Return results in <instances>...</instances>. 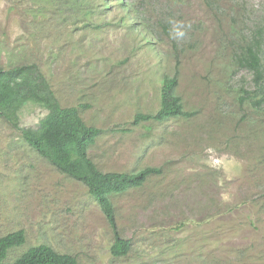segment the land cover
Here are the masks:
<instances>
[{"label": "rangeland", "instance_id": "1", "mask_svg": "<svg viewBox=\"0 0 264 264\" xmlns=\"http://www.w3.org/2000/svg\"><path fill=\"white\" fill-rule=\"evenodd\" d=\"M208 2L0 0V67L38 65L60 104L100 130L88 154L101 171L162 169L112 197L118 232L131 241L115 258L113 231L86 187L0 119V236L25 235L6 261L46 244L80 264H264V102L253 105V73L234 61L264 26V0H214L217 12ZM162 18L171 29L190 24L187 36L165 35ZM175 73L195 115L134 125L135 114L159 109L162 80ZM46 114L25 102L18 126L36 129Z\"/></svg>", "mask_w": 264, "mask_h": 264}, {"label": "trees", "instance_id": "2", "mask_svg": "<svg viewBox=\"0 0 264 264\" xmlns=\"http://www.w3.org/2000/svg\"><path fill=\"white\" fill-rule=\"evenodd\" d=\"M216 3L214 0L208 2L214 12H217ZM159 21L162 31L169 36L171 21L165 18ZM229 28L230 34L235 36L242 30L237 22L230 24ZM240 44L239 54H234V61L239 67L252 71L257 95H252L249 99L254 106L260 107L264 102V26H257ZM161 84L159 109L155 113L135 114L132 121L134 125L195 115L194 110L184 109L180 96L175 92L178 86L176 73L171 77L165 76ZM28 101L42 105L47 111L36 129L18 126V111ZM0 119L14 125L21 132L26 144L48 160L57 171L80 181L86 187L87 193L99 206L113 231L110 253L115 258L127 256L131 250V241L118 232L112 197L141 188L150 177L161 174L162 169L145 167L137 172L101 171L88 154L100 130L87 125L77 107L60 104L52 86L36 63L0 67ZM180 228L181 225L171 227L173 230ZM24 241L23 230L1 235L0 264H80L74 255L58 252L46 244L28 249L13 262L6 261L8 251L22 245Z\"/></svg>", "mask_w": 264, "mask_h": 264}, {"label": "clouds", "instance_id": "3", "mask_svg": "<svg viewBox=\"0 0 264 264\" xmlns=\"http://www.w3.org/2000/svg\"><path fill=\"white\" fill-rule=\"evenodd\" d=\"M191 25H184L183 22H178L174 25V27L170 30L169 36L171 39L180 41L183 40L187 36V29H189Z\"/></svg>", "mask_w": 264, "mask_h": 264}]
</instances>
